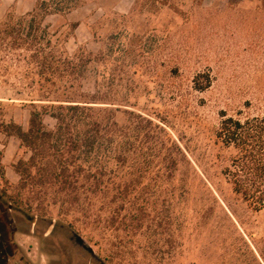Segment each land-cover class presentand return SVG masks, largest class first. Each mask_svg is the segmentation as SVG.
<instances>
[{
    "label": "rangeland",
    "instance_id": "1",
    "mask_svg": "<svg viewBox=\"0 0 264 264\" xmlns=\"http://www.w3.org/2000/svg\"><path fill=\"white\" fill-rule=\"evenodd\" d=\"M35 1L0 0V19L30 11ZM145 1L83 0L44 24L70 56L103 49V63L87 66L79 89L93 93L98 85L140 116L133 171L145 154L150 163L134 209L146 205L148 218L170 214L181 228L156 236L165 252L153 254L146 228L118 238L100 217L84 225L52 198L41 204L20 192L12 168L29 153L0 132V193L13 204L15 240L34 264H89L73 234L105 264H264V208L253 210L232 192L220 172L230 152L215 136L220 111L264 108V0H171L158 9ZM22 55L0 51V128L10 120L25 126V103L39 98ZM128 117L117 113L121 123ZM43 121L54 125L49 116Z\"/></svg>",
    "mask_w": 264,
    "mask_h": 264
},
{
    "label": "trees",
    "instance_id": "2",
    "mask_svg": "<svg viewBox=\"0 0 264 264\" xmlns=\"http://www.w3.org/2000/svg\"><path fill=\"white\" fill-rule=\"evenodd\" d=\"M82 1L36 0L30 11L19 16L8 12L0 19V51H23V60L38 78L39 98L25 103L29 107L26 125L10 120L0 128L5 137L16 138L18 148L29 153L12 165L19 175L18 189L41 204L52 198L62 211L79 214L76 220L84 225L100 217L118 238L122 232L126 236L146 228L155 237L150 252L164 253L163 241L156 236H171L181 224L170 214L148 218L146 205L134 209L136 190L150 163L145 154L142 169L133 171L142 130L134 118L140 116L121 108L128 106L126 100L112 102L111 94L98 85L93 93L81 92L78 81L92 61L103 63V49L95 54L80 50L70 56L44 24L46 16H64ZM170 1L145 2L158 9ZM206 78L209 80L208 75ZM251 110L247 106L236 114L220 111L215 136L230 152L222 176L235 195L259 211L264 208V108L257 113ZM119 111L128 114L126 123L117 119ZM45 116L54 120L53 127L45 125ZM164 242L171 245V238Z\"/></svg>",
    "mask_w": 264,
    "mask_h": 264
},
{
    "label": "flooded vegetation",
    "instance_id": "3",
    "mask_svg": "<svg viewBox=\"0 0 264 264\" xmlns=\"http://www.w3.org/2000/svg\"><path fill=\"white\" fill-rule=\"evenodd\" d=\"M5 200L6 199L0 193V264H34L27 259L25 249L15 240V235L18 230L13 223H16L17 219H12L10 217L9 212L14 211L13 204ZM18 214L20 216L18 222L24 223L26 221L25 211H21L20 209ZM32 220V224L36 225L37 222L34 221V219ZM54 227L55 224H53L51 229ZM73 235V246L77 247L78 250L82 251L85 255H88L89 264H105L88 248L80 236ZM68 262V264H70V260H68Z\"/></svg>",
    "mask_w": 264,
    "mask_h": 264
},
{
    "label": "crops",
    "instance_id": "4",
    "mask_svg": "<svg viewBox=\"0 0 264 264\" xmlns=\"http://www.w3.org/2000/svg\"><path fill=\"white\" fill-rule=\"evenodd\" d=\"M10 138H13V137H10Z\"/></svg>",
    "mask_w": 264,
    "mask_h": 264
}]
</instances>
